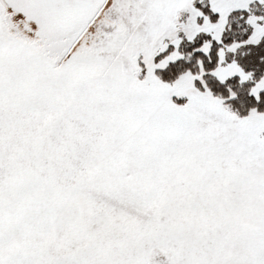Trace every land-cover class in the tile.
<instances>
[{"label":"snow or ice","instance_id":"6c2138e0","mask_svg":"<svg viewBox=\"0 0 264 264\" xmlns=\"http://www.w3.org/2000/svg\"><path fill=\"white\" fill-rule=\"evenodd\" d=\"M0 264H264V0H0Z\"/></svg>","mask_w":264,"mask_h":264}]
</instances>
